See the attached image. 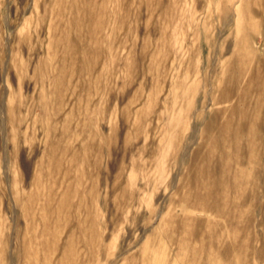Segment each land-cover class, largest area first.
Listing matches in <instances>:
<instances>
[{
	"label": "rangeland",
	"instance_id": "rangeland-1",
	"mask_svg": "<svg viewBox=\"0 0 264 264\" xmlns=\"http://www.w3.org/2000/svg\"><path fill=\"white\" fill-rule=\"evenodd\" d=\"M0 264H264V0H0Z\"/></svg>",
	"mask_w": 264,
	"mask_h": 264
}]
</instances>
